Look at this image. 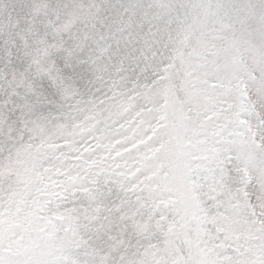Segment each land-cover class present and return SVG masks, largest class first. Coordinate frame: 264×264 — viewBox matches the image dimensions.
<instances>
[{
  "label": "snow or ice",
  "instance_id": "snow-or-ice-1",
  "mask_svg": "<svg viewBox=\"0 0 264 264\" xmlns=\"http://www.w3.org/2000/svg\"><path fill=\"white\" fill-rule=\"evenodd\" d=\"M196 0H0V264H264V68Z\"/></svg>",
  "mask_w": 264,
  "mask_h": 264
},
{
  "label": "rangeland",
  "instance_id": "rangeland-1",
  "mask_svg": "<svg viewBox=\"0 0 264 264\" xmlns=\"http://www.w3.org/2000/svg\"><path fill=\"white\" fill-rule=\"evenodd\" d=\"M217 13L218 31L235 42L241 61L259 72L264 68V0H196Z\"/></svg>",
  "mask_w": 264,
  "mask_h": 264
}]
</instances>
